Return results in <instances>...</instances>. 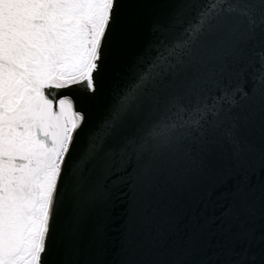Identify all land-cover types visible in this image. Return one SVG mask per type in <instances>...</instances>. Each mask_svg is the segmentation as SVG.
Returning a JSON list of instances; mask_svg holds the SVG:
<instances>
[{
	"label": "snow or ice",
	"instance_id": "obj_1",
	"mask_svg": "<svg viewBox=\"0 0 264 264\" xmlns=\"http://www.w3.org/2000/svg\"><path fill=\"white\" fill-rule=\"evenodd\" d=\"M0 264H264V0H0Z\"/></svg>",
	"mask_w": 264,
	"mask_h": 264
}]
</instances>
